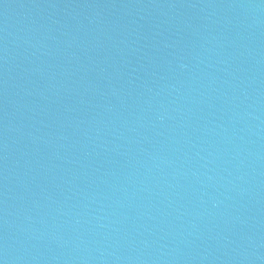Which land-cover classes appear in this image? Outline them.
Masks as SVG:
<instances>
[{"label": "water", "instance_id": "95a60500", "mask_svg": "<svg viewBox=\"0 0 264 264\" xmlns=\"http://www.w3.org/2000/svg\"><path fill=\"white\" fill-rule=\"evenodd\" d=\"M0 264H264V0H0Z\"/></svg>", "mask_w": 264, "mask_h": 264}]
</instances>
